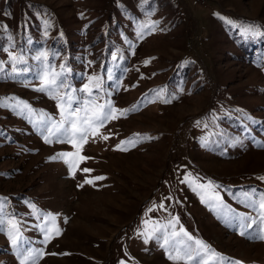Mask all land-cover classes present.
<instances>
[{"label":"rangeland","instance_id":"obj_1","mask_svg":"<svg viewBox=\"0 0 264 264\" xmlns=\"http://www.w3.org/2000/svg\"><path fill=\"white\" fill-rule=\"evenodd\" d=\"M45 20L51 24L47 36ZM152 21L159 22L156 30L138 39L140 25ZM0 25L7 26L0 27V61L8 60L3 49L9 48L31 67L38 63L32 57L48 51L57 69L61 62L72 69V87L79 89L95 73L117 108L137 105L101 129L108 140L90 138L83 145L81 154L89 159L73 177L63 160L49 159L73 147L45 143L47 131L32 122L42 114L59 120L56 102L34 90V73L10 78L11 64H5L0 98L43 110L30 120L0 107V197H8L6 211L24 222L23 235L36 248L45 247L43 236L25 201L59 214L62 234L48 243L38 264H174L156 239L145 243L138 235L144 220L164 223L174 215L217 253L264 264V240L252 238L264 223L240 235L238 224H227L181 183L189 173L201 183L210 180L221 186L216 191L224 204L252 218L248 223L258 215L237 197L252 188L254 198L264 193V181L257 179L264 175V36L245 35L241 26L264 31V0H0ZM160 89L175 99L161 102L155 95ZM137 133L155 139L115 150ZM95 176L105 179L84 183ZM161 202L165 210L148 211ZM0 261L18 264L2 233Z\"/></svg>","mask_w":264,"mask_h":264},{"label":"snow or ice","instance_id":"obj_2","mask_svg":"<svg viewBox=\"0 0 264 264\" xmlns=\"http://www.w3.org/2000/svg\"><path fill=\"white\" fill-rule=\"evenodd\" d=\"M158 23V21H152L140 25L137 32L138 39L142 40L144 38L147 29L155 31V26ZM228 23H231V21H228ZM44 24V35L47 36V28L51 27V24L47 20L44 21ZM0 27L7 28L6 25H0ZM241 27L245 35L264 36V31H261L257 25ZM11 39V36H9V40ZM3 51L7 53L8 60L0 61V73H5L4 66L6 63L11 64V72L6 73L10 78L19 77L24 73H34V78L39 81L34 86V90L46 93L50 99L56 102L59 120L50 115L42 114L32 122L36 127L47 131V135L42 133L45 143H68L73 147V151L58 152L49 157V159L63 160L68 166L69 175L73 177L76 175L79 164L89 159V157L81 154L83 145L90 138L99 137L108 140L110 137L101 135V129L110 121L125 117L137 108V105H133L131 108H117L110 98L111 93L106 90L105 80L95 73L88 75L87 82L79 89L72 87L68 82V76L72 73V69L66 67L63 62L60 63L59 69H57L56 65L49 60L50 53L48 51H40L38 55L32 57L38 63L31 67L27 65L24 55L16 54L10 51L9 48H5ZM116 59L117 56L113 53V60ZM91 63L89 61V64ZM144 63L147 64L149 61L146 60ZM108 73L107 79L113 80V69L109 68ZM25 86L28 85L25 84ZM164 93V89L157 90L155 93L156 98L163 103H171V100L175 99L174 96L171 99L165 98ZM7 100H14L15 102L11 104L4 103ZM0 107H8L21 116L27 115L30 120L38 111L43 113V110H35L27 101L15 97L0 98ZM199 123L197 121V124ZM141 139H155V137H149L147 134L141 136L137 133L134 134V138H129L127 141L122 140L120 144L115 146V150L127 151L128 148L124 147L125 144L134 147ZM205 146H207V141H205ZM82 171L90 173L92 169L83 168ZM103 179H105L104 176H95L92 179L86 178L84 183L94 184L95 181ZM257 179L264 181V175L258 176ZM181 183L188 184L200 197L201 202L216 211L227 224L230 226L238 224L241 228L240 235L249 234L247 230L252 229L253 224L257 221L264 223V193L260 194L258 198H254L255 188L237 197L241 202L257 210L256 219H253L252 223H248L247 221L252 218L245 216L243 213H237L224 204L222 197L216 191L217 188L221 187L220 185H216L210 180L201 183L200 177H193L190 173L185 175ZM78 187H83V184L78 185ZM168 199H171V197H168ZM176 203H180V201H176ZM25 204L30 210L29 214L39 221L34 227L42 234L43 239L40 243L46 247L51 240L62 234V229L56 224L59 214L45 212L30 201H25ZM7 207L8 197H0V233L7 236L18 264H38V261L47 254L45 247L36 248L31 246L32 241L23 235L22 225L24 222L18 219L14 212L6 211ZM157 208L165 210L164 203L154 204L148 211L152 212ZM65 222H67V218H65ZM143 224L144 229L138 232V235L144 237L145 243H148L150 239H156L160 243V247L165 250L167 258L173 261L174 264H180V262H183V264H243L242 261L217 253L203 240L194 238L180 223L178 215L170 216L164 223L149 218L144 220ZM252 238L264 240V228L257 229ZM51 254L55 255L56 253ZM62 255H67V253H62ZM0 264H4V262L0 261ZM120 264H126V262L121 260Z\"/></svg>","mask_w":264,"mask_h":264}]
</instances>
